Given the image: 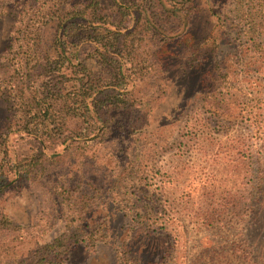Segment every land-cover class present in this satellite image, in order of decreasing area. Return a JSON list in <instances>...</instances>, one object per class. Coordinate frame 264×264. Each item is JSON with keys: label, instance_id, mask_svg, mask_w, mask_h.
<instances>
[{"label": "rangeland", "instance_id": "rangeland-1", "mask_svg": "<svg viewBox=\"0 0 264 264\" xmlns=\"http://www.w3.org/2000/svg\"><path fill=\"white\" fill-rule=\"evenodd\" d=\"M186 1L154 0L159 21L152 20L171 51L159 55V84L148 90L147 106L132 115L122 111L115 119L135 121V127L117 126L84 154L63 155L57 169L51 166L40 179L0 193V214L28 227L29 237L17 243L21 254L65 229L67 204L55 201L52 190L58 178L80 182L72 194H88L80 222L89 230L102 227L107 236L94 245L72 246L66 254L70 264H120L126 244L141 264H264V59L249 53L237 17L239 0ZM21 2L0 0V64L19 22ZM183 5L190 16L179 9ZM106 7L112 9V3ZM183 34L190 41L179 42ZM254 35L264 44L261 28ZM203 52L208 54L204 66L190 67L188 59L201 58ZM214 60L231 75L230 106L224 107L221 97L215 101L202 94L211 84L204 72ZM86 62L97 64L93 57ZM7 107L0 91V130L11 122ZM8 145L14 160L40 148L18 131L9 133ZM121 174L129 193L159 198L154 204L165 206L164 227L132 223L123 209L131 202L120 203L115 191L104 187ZM90 179L101 182V192ZM134 201L143 203L137 197Z\"/></svg>", "mask_w": 264, "mask_h": 264}, {"label": "trees", "instance_id": "trees-1", "mask_svg": "<svg viewBox=\"0 0 264 264\" xmlns=\"http://www.w3.org/2000/svg\"><path fill=\"white\" fill-rule=\"evenodd\" d=\"M169 1L173 4L176 0ZM110 2L109 10L106 4ZM236 5L249 53H258L259 60H263L264 44L254 33L257 27L264 31V0H248L247 4L239 0ZM163 9L174 13V9ZM179 9L190 16L184 5ZM16 13L19 22L0 64V91L8 103L11 120L0 130V193L24 181L40 179L51 166L57 169L63 155L84 154L93 142H103L117 126L135 127V121L124 124L115 119L122 111L132 115L147 106L148 90L159 84V55L171 51L168 38L157 33L153 22L159 15L154 0H22ZM183 35L179 42L190 41L188 34ZM90 57L96 58L97 64L86 62ZM207 58L203 52L201 58H187L188 65L204 66ZM227 70L214 60L204 72L211 84L202 93L215 101L221 97L224 107L233 100L227 93L232 85ZM225 89L228 90L223 92ZM11 131L39 142L38 153L14 160L8 145ZM121 171L124 174L126 170ZM122 174L104 187L115 191L120 203L131 202V206L123 204V209L132 223L147 229L164 227L165 206L157 208L154 204L159 198L152 194L144 199L146 194L129 193ZM60 180H54L52 190L55 201L67 204L65 229L23 255L17 243L29 237L28 227L1 213L0 264H70L66 254L72 246L106 240L102 227L89 230L80 222L88 196L87 192L72 195L80 182ZM90 181L97 192L102 191L101 182ZM135 197L143 203H136ZM124 246L120 264H141L131 255L128 245Z\"/></svg>", "mask_w": 264, "mask_h": 264}]
</instances>
